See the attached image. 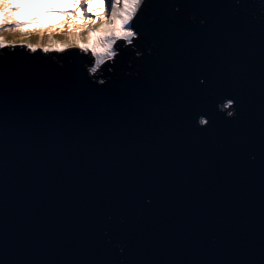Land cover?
<instances>
[{"label":"water","instance_id":"1","mask_svg":"<svg viewBox=\"0 0 264 264\" xmlns=\"http://www.w3.org/2000/svg\"><path fill=\"white\" fill-rule=\"evenodd\" d=\"M144 4L94 75L0 30V264H264V0Z\"/></svg>","mask_w":264,"mask_h":264},{"label":"snow or ice","instance_id":"2","mask_svg":"<svg viewBox=\"0 0 264 264\" xmlns=\"http://www.w3.org/2000/svg\"><path fill=\"white\" fill-rule=\"evenodd\" d=\"M21 3V0H15V4ZM145 0H101L100 4H94L93 0H82L80 7L89 18H92V13L89 11L90 7H104L110 11L109 19L113 21V26L106 27L103 34H99L95 31L91 33L93 37H97L96 43H80L79 49L84 53L91 52L93 62L88 68L89 74H95L106 61L112 60L118 54L115 50V45L118 41H123L127 45H132L138 38V31L133 25V21L136 19L140 9L144 5ZM13 4L8 6V0H0V29L7 30L8 26L15 28L21 27L19 22L13 21L10 25L9 14L10 12H16L17 7ZM31 7V4L27 5ZM5 47L3 39H0V49ZM27 48L36 53L38 49L31 44L27 45ZM44 53L49 52L48 47L42 49ZM58 51H65L64 48L58 49ZM100 83H104L103 80ZM233 101L230 99L223 105L225 109L232 106ZM228 115L231 116L232 112L229 111ZM208 121L200 119V124H207Z\"/></svg>","mask_w":264,"mask_h":264},{"label":"bare ground","instance_id":"3","mask_svg":"<svg viewBox=\"0 0 264 264\" xmlns=\"http://www.w3.org/2000/svg\"><path fill=\"white\" fill-rule=\"evenodd\" d=\"M146 2H147V0H145V3ZM58 3L61 4V1H59V0H21V3L15 4V0H8V6L10 4H15V6L17 7V11L16 12H10V14H9V22H10V24L13 21L19 22V23H23L24 19H27V18L32 19V21L39 20V22H42L44 20H46L48 22L55 21L56 18H50L49 19V15H45V10L50 8L49 12L51 14H53L54 10H52L51 6L56 5ZM29 4H31V7H27V5H29ZM144 5L142 6L141 9H143ZM55 9H56V6H55ZM141 12H142V10H141ZM141 12H140V14H141ZM86 19H90V18L87 15L84 14L82 16H79V17L75 18L73 21H70L67 24V26H64V28H57L58 30L50 29L49 31L53 32L55 35L57 34L56 32L59 31V32H62L64 35L72 37V39H76V37L82 36L86 31H88L90 33L95 31L94 28L96 26H94V28H92L89 24L82 23ZM134 21L136 22V19ZM147 31H148V29L144 31V29L140 26V31L139 32L142 33L140 35V36H142V38H144V36L145 37L148 36ZM42 34H43V32H42ZM52 36H54V35H52ZM41 37H44V36H40V40H41ZM138 37H139V33H138ZM40 42H38V44H40ZM73 45H78V44H73ZM132 45L135 48L134 44H132ZM126 47L127 46H124V48L121 47V49L126 51V52H128L127 51L128 47H127V49H125ZM115 59H116V57L113 58L112 61L109 60V62L113 63L115 61ZM109 71L113 72L114 68L112 67Z\"/></svg>","mask_w":264,"mask_h":264},{"label":"rangeland","instance_id":"4","mask_svg":"<svg viewBox=\"0 0 264 264\" xmlns=\"http://www.w3.org/2000/svg\"><path fill=\"white\" fill-rule=\"evenodd\" d=\"M111 26H113V23L110 24V27ZM97 29H98L97 33L103 34L106 27L104 25H99ZM1 31L7 34L8 36H10L11 38H13L14 40L36 43V44H38V42L41 41L40 42L41 44L49 45V46H60L62 44H66V41L68 43L78 42L77 41L78 38L73 41L72 39H70L71 37L64 35V34L56 35V36H44V37H41V40H40L39 35L32 34L33 32L39 31L37 26H22L19 28L11 27V28H8L7 30L3 29ZM81 38L86 42V44L96 43L98 39L97 37H93L91 33L88 31H86L81 36Z\"/></svg>","mask_w":264,"mask_h":264}]
</instances>
